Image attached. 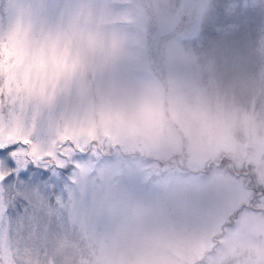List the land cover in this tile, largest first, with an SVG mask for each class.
Listing matches in <instances>:
<instances>
[{
  "label": "rangeland",
  "instance_id": "1",
  "mask_svg": "<svg viewBox=\"0 0 264 264\" xmlns=\"http://www.w3.org/2000/svg\"><path fill=\"white\" fill-rule=\"evenodd\" d=\"M0 91L90 149L86 209L23 264H264L253 191L212 165L264 189V0H0Z\"/></svg>",
  "mask_w": 264,
  "mask_h": 264
},
{
  "label": "snow or ice",
  "instance_id": "2",
  "mask_svg": "<svg viewBox=\"0 0 264 264\" xmlns=\"http://www.w3.org/2000/svg\"><path fill=\"white\" fill-rule=\"evenodd\" d=\"M54 120L26 109L21 93L0 91V252L14 249L16 264L45 251L87 207L78 165L90 149L54 135Z\"/></svg>",
  "mask_w": 264,
  "mask_h": 264
},
{
  "label": "flooded vegetation",
  "instance_id": "3",
  "mask_svg": "<svg viewBox=\"0 0 264 264\" xmlns=\"http://www.w3.org/2000/svg\"><path fill=\"white\" fill-rule=\"evenodd\" d=\"M157 162L160 165L163 164V162H161L160 160H158ZM223 162L227 163V170L235 179L244 180L245 186H249L253 191L249 196L248 201L245 203L246 205H244L243 208L245 209L251 206L250 210L254 211L255 213L264 214V189H259L257 186H253V164L245 160V154L241 153L236 158H229L225 155H221L218 159V162L212 165L215 167H219L223 164ZM168 163L170 164V168L175 167V164L171 163L170 160L168 161ZM176 165H178L177 162ZM205 167L206 169L203 172H206L209 169L210 164H207ZM162 168L164 169L163 171ZM164 171H166V168L163 166L161 167L160 172L162 173ZM246 181H250L251 183ZM236 216H238V212L235 214L234 217L236 218Z\"/></svg>",
  "mask_w": 264,
  "mask_h": 264
},
{
  "label": "water",
  "instance_id": "4",
  "mask_svg": "<svg viewBox=\"0 0 264 264\" xmlns=\"http://www.w3.org/2000/svg\"><path fill=\"white\" fill-rule=\"evenodd\" d=\"M105 141H106V145H108V138L107 137L105 138ZM112 148H113V146H112Z\"/></svg>",
  "mask_w": 264,
  "mask_h": 264
}]
</instances>
